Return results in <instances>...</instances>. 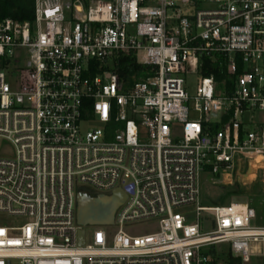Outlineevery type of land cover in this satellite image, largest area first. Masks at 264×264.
<instances>
[{"label":"built area","instance_id":"1","mask_svg":"<svg viewBox=\"0 0 264 264\" xmlns=\"http://www.w3.org/2000/svg\"><path fill=\"white\" fill-rule=\"evenodd\" d=\"M33 1L0 22V213L26 220L0 226V264H264V209L201 202L203 176L264 163V0ZM218 57L228 90L200 75ZM116 190L113 225L87 234L77 194Z\"/></svg>","mask_w":264,"mask_h":264},{"label":"rangeland","instance_id":"2","mask_svg":"<svg viewBox=\"0 0 264 264\" xmlns=\"http://www.w3.org/2000/svg\"><path fill=\"white\" fill-rule=\"evenodd\" d=\"M200 9H210V5L204 4L203 6L199 7ZM186 79V87L188 90V93L190 95L195 94L198 77L195 75H190L185 77ZM195 117V115H192V118ZM256 121H264L263 115H257L255 117ZM15 157V149L14 147L7 141L2 140L0 142V160L4 159H14ZM247 163H244V172H246ZM214 181L211 180V178H208L206 176H203L201 178V188H202V205L204 207H212L218 205H224L228 206L230 203H239V202H247L252 205H255V208L257 209L258 213H261L264 209V163L261 165V170L257 171L255 175L252 178H249L247 180L235 178L233 180V185L231 186H224V184H214ZM239 184L242 190L241 195H235L234 194V188L235 186ZM87 188V187H85ZM89 191L94 192L93 189L87 188ZM96 193V192H94ZM195 208H185V209H179L178 212L181 214H188L194 212ZM189 215L190 218H188V223L192 224L194 223V218ZM100 218H105L106 214L104 211H101L99 215ZM204 218H206L204 216ZM26 222L25 219H16L11 218L7 215L0 213V226L2 227H10V228H19ZM82 227L86 233L93 231L95 226H80ZM203 228L205 231L209 232L212 230V223L210 221H204L203 220ZM114 230V227H112L111 231ZM152 230L151 226H143L141 229V233H149ZM222 250L224 252H227L229 247L227 245H223ZM255 264H259L256 262Z\"/></svg>","mask_w":264,"mask_h":264},{"label":"trees","instance_id":"3","mask_svg":"<svg viewBox=\"0 0 264 264\" xmlns=\"http://www.w3.org/2000/svg\"><path fill=\"white\" fill-rule=\"evenodd\" d=\"M34 12L33 0H0V22L5 19L23 22L32 20ZM200 70L202 77H214L218 90L230 89L234 85L235 77H231L227 72V59L218 57L216 60L206 58ZM148 67H138L136 72L137 80H145ZM241 69L237 71L240 75ZM235 195H241L242 190L239 184L234 188ZM218 205V204H216ZM255 208V205H252ZM228 264H241L240 260H235L229 256Z\"/></svg>","mask_w":264,"mask_h":264},{"label":"water","instance_id":"4","mask_svg":"<svg viewBox=\"0 0 264 264\" xmlns=\"http://www.w3.org/2000/svg\"><path fill=\"white\" fill-rule=\"evenodd\" d=\"M254 174V171L250 169L247 173V175L244 176L243 180L249 179L251 175ZM127 200V195L120 190L114 191L109 196H103L102 202L107 205L105 208V218L100 219L99 221L96 220L94 222L87 223L84 221V210L85 206L88 203V197L86 194H82L79 192L77 194V223L79 226H112L114 222V216L117 211V209ZM80 244H83L84 242V232L80 231ZM7 264H10L9 262Z\"/></svg>","mask_w":264,"mask_h":264},{"label":"flooded vegetation","instance_id":"5","mask_svg":"<svg viewBox=\"0 0 264 264\" xmlns=\"http://www.w3.org/2000/svg\"><path fill=\"white\" fill-rule=\"evenodd\" d=\"M82 194H86L88 197V203L84 210V221L90 223L102 219L100 216L96 215H99L101 211H105L107 207V205L102 202L103 196L105 195L93 194L88 191H83Z\"/></svg>","mask_w":264,"mask_h":264}]
</instances>
